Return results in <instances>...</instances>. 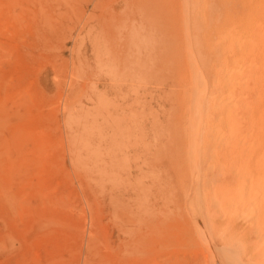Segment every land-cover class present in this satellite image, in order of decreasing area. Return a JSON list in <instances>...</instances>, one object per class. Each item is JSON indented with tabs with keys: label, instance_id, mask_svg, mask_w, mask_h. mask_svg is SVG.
<instances>
[{
	"label": "rangeland",
	"instance_id": "374dc122",
	"mask_svg": "<svg viewBox=\"0 0 264 264\" xmlns=\"http://www.w3.org/2000/svg\"><path fill=\"white\" fill-rule=\"evenodd\" d=\"M109 1L0 0V264H264V0Z\"/></svg>",
	"mask_w": 264,
	"mask_h": 264
},
{
	"label": "bare ground",
	"instance_id": "6f19581e",
	"mask_svg": "<svg viewBox=\"0 0 264 264\" xmlns=\"http://www.w3.org/2000/svg\"><path fill=\"white\" fill-rule=\"evenodd\" d=\"M111 1V0H110ZM109 1V2H110ZM240 21V20H239ZM253 22V21H252ZM250 24V23H249ZM244 25V24H243ZM247 25V24H246ZM260 25V24H259ZM255 26V25H254ZM257 26V25H256ZM249 28V27H248ZM247 28V29H248ZM254 29H255V27H253ZM262 33H264V32H262ZM220 35V34H219ZM224 35V34H223ZM262 35H264V34H262ZM222 36V35H221ZM254 36V35H253ZM225 37V36H224ZM246 37V36H245ZM218 40V39H217ZM247 41H249L248 39H247ZM242 42V41H241ZM252 43V42H251ZM250 44V43H249ZM253 44V43H252ZM135 45V44H134ZM164 47V46H163ZM128 50V49H127ZM196 50V49H195ZM197 52V51H196ZM117 53V52H116ZM118 54V53H117ZM116 55V54H115ZM245 63L246 62H244V65H245ZM235 64V63H234ZM239 64V63H238ZM249 64V63H248ZM248 64H246V65H248ZM251 64V63H250ZM245 65V66H246ZM238 66V65H237ZM236 66V67H237ZM245 66H241L240 68H239V66L237 67V68H235L234 67V69H232L231 70V73L232 74H234L233 76H235L236 74H239V73H242L243 71H244V73H245V71H246V69L248 68L247 66L245 67ZM249 66V65H248ZM253 66V65H252ZM254 66H255V64H254ZM253 66V67H254ZM233 67V66H232ZM250 67V66H249ZM250 69V68H249ZM248 70V69H247ZM251 70V69H250ZM250 72L251 71H249V74H250ZM229 73V72H228ZM247 73V72H246ZM230 74V73H229ZM232 74H230L231 76H232ZM230 75H229V77H230ZM241 75V74H240ZM245 76H244V78H246L247 76H246V74H244ZM226 76H228V75H226ZM225 76V77H226ZM232 76V77H233ZM250 76V75H249ZM231 77V78H232ZM228 79V78H227ZM230 79V78H229ZM228 79V80H229ZM231 80V79H230ZM230 80L228 81V83L230 82ZM236 81V80H235ZM238 81H239V79H238ZM232 84V83H231ZM234 84V83H233ZM235 84H236V82H235ZM237 84L239 85V83L237 82ZM223 86V85H222ZM234 85H232V91L230 90V91H228L229 93H228V95H230L231 97H234L235 96V98H237V94L233 91V87ZM223 88H225V87H223ZM242 88V87H241ZM229 89V88H228ZM221 92H222V90H221ZM236 94V95H234V93ZM232 93H233V95H232ZM239 97V96H238ZM226 98V97H225ZM235 98H234V100H235ZM228 100V99H227ZM238 100V99H237ZM237 100H235V101H237ZM223 101V100H222ZM221 101V103L220 104H218V102H217V105H219L220 107H222V109H223V111H225V112H227L228 113V111H230L232 108H231V106H230V102H222ZM233 103H234V101H233ZM218 106V107H219ZM234 106V105H233ZM235 107V106H234ZM228 117H229V115H228ZM231 120V119H230ZM230 123H232V122H230ZM232 126V125H231ZM229 127V126H228ZM227 127V128H228ZM229 129V128H228ZM229 131H230V129H229ZM121 132V131H120ZM132 149V148H131ZM129 151V150H128ZM130 153V152H129ZM111 161V160H110ZM110 161L108 160V162L110 163ZM144 163V162H143ZM231 163V162H230ZM259 166H261V165H259ZM140 168V167H139ZM138 169V168H137ZM230 169V168H229ZM140 171V170H139ZM128 175H129V173H128ZM131 175V174H130ZM127 178V177H126ZM128 178H130V177H128ZM120 183H118V185H119ZM113 186V185H112ZM114 186H116V184L114 185ZM244 186V185H243ZM239 187H241V186H239ZM115 188V187H114ZM116 189V188H115ZM243 189H245L246 190V188H242V189H239L240 191L241 190H243ZM117 190H118V188H117ZM119 191V190H118ZM251 192H253L250 188L247 190V193H248V195L251 193ZM120 195V194H119ZM247 195V196H248ZM250 196V195H249ZM251 197H246V198H244L243 197V195L242 194H240L239 195V205H240V208L243 210L242 212H243V214H245V215H248V212L247 211H251L252 209H253V207L251 208V206H252V204H253V202L251 201ZM251 209V210H250ZM237 210V209H236ZM239 211H241V210H239ZM238 211V212H239ZM241 213V212H240ZM250 213V212H249ZM242 214V215H243ZM248 216H250V214L248 215ZM148 228V227H147ZM149 229V231H150V227L148 228ZM260 230H262L261 228H260ZM219 232H221V230L219 231ZM260 235V234H259ZM262 235H264V234H262ZM261 235V236H262ZM260 241V240H259ZM262 241H264V239H262ZM261 241V242H262ZM260 242V243H261ZM259 243V244H260ZM262 245H264V244H262ZM235 248V247H234ZM227 249V248H226ZM220 250V249H219ZM227 250H229V247H228V249ZM227 250H224V251H226V252H228ZM218 251V250H217ZM223 251V250H222ZM222 251H220V253H219V255H220V257H221V260H222V262H223V264H238L237 262H236V258L235 259H233L232 257L231 258H228L225 254H221L222 253ZM223 251V253H225ZM229 252H231V251H229ZM223 255V256H222ZM227 255H229V253L227 254ZM229 256H231V254L229 255ZM239 261V260H238ZM240 263V262H239ZM242 264V263H241ZM262 264V263H261Z\"/></svg>",
	"mask_w": 264,
	"mask_h": 264
}]
</instances>
